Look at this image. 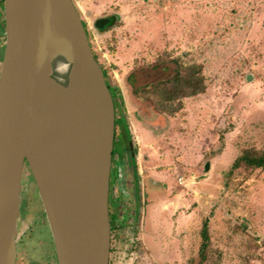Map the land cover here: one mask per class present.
Returning a JSON list of instances; mask_svg holds the SVG:
<instances>
[{"label": "rangeland", "instance_id": "374dc122", "mask_svg": "<svg viewBox=\"0 0 264 264\" xmlns=\"http://www.w3.org/2000/svg\"><path fill=\"white\" fill-rule=\"evenodd\" d=\"M73 1L99 63L120 90L133 134L131 119L162 114L155 93H143L142 86L192 63L203 65L207 85L200 94L169 103L177 108L164 112V142L157 153H146L159 166L163 192L155 194L163 201H144L140 179L138 216L125 222L133 173L119 160L118 178L114 167V192L121 199L109 264H197L205 219L219 264H264V171L243 167L230 173L243 148L264 146V0ZM109 17L112 25H97ZM3 54L4 45L0 60ZM122 141L119 135L118 145ZM134 144L140 164L145 157L137 137ZM26 188L21 212L27 221L19 217V236L28 222L24 241L38 255L51 249L53 239L36 186ZM148 202L150 208L164 205L169 221L168 238L153 247L143 234Z\"/></svg>", "mask_w": 264, "mask_h": 264}, {"label": "water", "instance_id": "95a60500", "mask_svg": "<svg viewBox=\"0 0 264 264\" xmlns=\"http://www.w3.org/2000/svg\"><path fill=\"white\" fill-rule=\"evenodd\" d=\"M1 14L0 264H16L28 185L58 264H109L116 110L87 28L73 0H3Z\"/></svg>", "mask_w": 264, "mask_h": 264}, {"label": "trees", "instance_id": "16d2710c", "mask_svg": "<svg viewBox=\"0 0 264 264\" xmlns=\"http://www.w3.org/2000/svg\"><path fill=\"white\" fill-rule=\"evenodd\" d=\"M114 17L107 18L105 28L114 23ZM84 22V21H83ZM85 26L86 23L84 22ZM87 28V27H86ZM89 35V33H88ZM96 59L98 60L97 55L95 54ZM102 66V65H101ZM104 69V68H103ZM106 79L107 71L104 69ZM109 88L112 92L115 110H116V130H115V145L113 152V162L115 163V153H116V142L119 135L122 137L123 144L126 145V150L128 152L127 156L129 158L130 166L133 170V180L135 188V198H136V210L134 214L131 213L128 215H123V219L129 221L130 218L138 216L140 198H141V186H140V174L138 172L137 163H136V149L131 148L132 135L130 133L128 116L126 110L124 109V99L120 94V90L117 86L111 85L107 80ZM206 79L203 72V65L199 63H192L188 65H179L176 66L173 73L168 78L159 79L157 81L151 82L141 87L143 93L153 92L156 95L155 106L161 112L174 111L176 108H169V103L176 100L182 99L184 97H189L193 95L200 94L206 89ZM150 88V90L148 89ZM179 107V106H178ZM120 130V131H118ZM134 154V155H133ZM250 168V169H260L264 171V146L261 148H256L255 146H248L241 150L238 154L232 166L230 168V173L239 168ZM114 183L111 180L110 183V197H109V211L111 219V229L112 231L116 227L117 211L116 206L119 204L117 200L118 196L113 192ZM113 205H115L113 207ZM129 218V219H128ZM241 226H245L243 223ZM201 243L198 251V262L197 264H219V257L215 256V251L212 247L211 237L209 233V223L208 219H205L202 224L200 231ZM251 239L256 240L254 236H250Z\"/></svg>", "mask_w": 264, "mask_h": 264}, {"label": "crops", "instance_id": "0c3cea01", "mask_svg": "<svg viewBox=\"0 0 264 264\" xmlns=\"http://www.w3.org/2000/svg\"><path fill=\"white\" fill-rule=\"evenodd\" d=\"M166 117V114L162 113L161 116L156 117L155 119L149 118V120L144 119L142 117H136L134 119H131V124H133L135 128L136 135L133 134V136L138 140V144H140V148L142 150V153L145 157V160L138 164V172L141 174V184L143 185V195L145 198L144 201H150L153 197L162 199V189L163 187L160 185L159 182H161L160 179H162V176H160L158 165L150 161L148 159L146 153H157L158 148L160 145L163 144L167 129L165 128L168 124V119H161L159 118ZM165 128V129H164ZM131 133H133L131 131ZM159 154V153H158ZM147 173L143 176L144 173ZM161 190V194H155L158 193V191ZM159 195V196H158ZM150 196L152 198L150 199ZM163 201V199H162ZM161 201V202H162ZM146 211H144V238L146 243L149 247H153L155 242L163 243L166 238H168L165 235V229L167 228V225L169 223L167 219L166 212H164V205L160 206V203L156 202L153 206V208H150L149 202L146 204ZM157 206V207H156ZM186 227V226H185ZM184 227V228H185ZM183 228V229H184Z\"/></svg>", "mask_w": 264, "mask_h": 264}, {"label": "flooded vegetation", "instance_id": "af4514ba", "mask_svg": "<svg viewBox=\"0 0 264 264\" xmlns=\"http://www.w3.org/2000/svg\"><path fill=\"white\" fill-rule=\"evenodd\" d=\"M2 5H3V0H0V41L2 39V34H3V30H2L3 21H2V14H1L2 13ZM3 36H4V34H3ZM2 42L4 43V40ZM3 45L4 44L1 43L0 47L1 46L3 47ZM0 62H2V60H0ZM107 80L110 82L108 76H107ZM111 85H112V87L114 86L112 83H111ZM128 124H129V120H128ZM129 129H130V126H129ZM130 133H131V130H130ZM131 135H132L131 148L136 149V154L135 155H136V163H137V168H138V160H137L138 151H137V147L134 144L133 133H131ZM115 148H116V153H115V163L113 164V168L118 166L119 160H122L123 162H125V164L127 163V166L130 167L129 158L127 156L128 152L124 151V149L126 150V145L125 144L118 145V143L116 142V147ZM132 177H133V174H132ZM140 179H141V176H140ZM130 182L131 183H129V185L133 189L132 205H130L129 207H126V210H125V212L123 214V215H128V216L131 213L134 214V211L136 210V206H137L136 205V201H135L136 198H135V188H134V180H133V178L130 180ZM113 183H114V188H113V192H114L115 186H116L117 183H116V181H113ZM117 196L119 198L117 200V202L119 201L118 204L120 206L121 196L120 195H117ZM114 206L115 205H113V207ZM20 219H21V221H24V220L27 221L26 216H23L22 212L20 214ZM132 219H134V218H132ZM27 228H28V222H27L26 229ZM26 229L21 232V234L19 236V239H18L16 264H58V257H57V252H56V247H55V242H54L53 236H52L53 241L51 242L52 243L51 244V249L49 251H44L42 254H38L37 255V249H36L35 245L34 246H29L26 243L27 241H24L25 240L24 239V235L26 233ZM21 251H24L23 259L21 258V255H22Z\"/></svg>", "mask_w": 264, "mask_h": 264}]
</instances>
